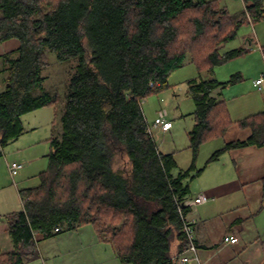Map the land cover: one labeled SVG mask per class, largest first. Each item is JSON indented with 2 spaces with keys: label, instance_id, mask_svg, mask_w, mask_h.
<instances>
[{
  "label": "trees",
  "instance_id": "1",
  "mask_svg": "<svg viewBox=\"0 0 264 264\" xmlns=\"http://www.w3.org/2000/svg\"><path fill=\"white\" fill-rule=\"evenodd\" d=\"M243 3V13L233 18L216 0H0V42L19 41L1 56L0 154L24 132V114L53 107L57 115L39 183L19 189L22 210L6 216L13 248L0 254V264L35 259L33 231L48 236L55 227L84 224L121 264H178L176 255L187 245L178 203L202 169H194L198 148L233 122L211 92L242 79L236 73L216 80L213 69L249 51L222 50L241 24L264 20V0ZM47 50L57 61L78 58L63 98L42 91ZM187 56L206 68L207 77L187 80L194 103L187 132L193 161L173 175V154L156 148L147 134L141 101L167 88L168 75ZM235 122L249 127L250 137L226 143L206 162L231 147L264 146V110Z\"/></svg>",
  "mask_w": 264,
  "mask_h": 264
},
{
  "label": "crops",
  "instance_id": "2",
  "mask_svg": "<svg viewBox=\"0 0 264 264\" xmlns=\"http://www.w3.org/2000/svg\"><path fill=\"white\" fill-rule=\"evenodd\" d=\"M245 41L252 44L253 39L247 38ZM260 45L257 46L262 53ZM18 46L19 41L15 38L0 42V89L3 87L2 79L5 76L1 56L16 50ZM215 79L224 82L229 78ZM256 79H253L252 87L258 91L264 90V79L261 80L260 87L254 83ZM234 85L238 84H226L211 92L217 100H223V108L233 122L225 129L223 135L218 137L220 142L215 146L211 145L209 150L212 152H208L209 155L205 159H198V151L194 161L192 155L194 169H202L188 181V195L203 192L210 199L205 203L193 205L186 214L188 219L193 220L194 242L199 259L198 262L192 260L188 264H264V146L246 144L231 147L222 152L216 160L206 162L215 150L226 143L246 141L250 137L251 129L240 127L235 121L264 110V92L252 98H245L240 92H232L226 96L224 90ZM51 115L52 120L56 119L53 107ZM173 158L176 162V167L171 170L173 175L188 169L192 163L191 161L186 168L177 169L178 163L174 154ZM191 173L193 174V170ZM20 210L22 203L19 210L9 213ZM9 213L4 215V221H1L0 215V254L13 248L6 223ZM225 235L234 236L237 241L224 242L222 238ZM33 239L37 257L26 264H121L111 247L97 239L93 227L89 224L70 229L62 227L59 232L52 230L48 236L33 231ZM178 243L176 239L172 242L173 250Z\"/></svg>",
  "mask_w": 264,
  "mask_h": 264
},
{
  "label": "rangeland",
  "instance_id": "3",
  "mask_svg": "<svg viewBox=\"0 0 264 264\" xmlns=\"http://www.w3.org/2000/svg\"><path fill=\"white\" fill-rule=\"evenodd\" d=\"M220 6H225L231 17H238L243 13V0H216ZM252 38V44L245 40ZM259 40V41H258ZM258 44L264 46V20L255 23H243L239 26L236 36L228 41L222 50L245 46L249 49L243 55L231 59L221 65L214 67L213 76L218 79L229 78L232 74H241L242 79L224 90L228 96L235 92L244 94L245 98H252L261 94L252 87V81L261 77L264 79V55L258 49ZM260 45V47H261ZM49 64L41 70L44 77L42 82V91L50 95L58 94L63 98L68 89V82L71 75L76 71L78 58H71L66 61H57L55 54L46 51ZM207 77L206 68L199 69L196 64L189 60V56L183 62V65L173 70L167 77L169 86L158 92H153L141 101V108L147 123H151L160 107L167 109L172 127L168 132L153 130L152 137L157 147L162 152H173L178 163L177 169L186 168L192 161V151L188 141V130L192 127L193 116L190 114L194 109V103L191 97L186 94L187 80ZM264 87V84H262ZM40 90H34L39 93ZM228 102V101H227ZM59 106V105H58ZM51 107H44L29 112L22 116V123L26 131L16 140L7 142L2 146L0 154V215L1 221H4V215L11 211L21 208L18 190L35 186L38 184V173L46 168L47 154L50 151L48 137L51 134ZM55 120V118H54ZM57 121V116H56ZM55 131L60 128L58 122H55ZM220 142L219 138H212L203 142L199 146L198 159H205L212 150H209ZM212 145V146H211ZM209 152V154H207ZM18 161L23 163V168L14 178L11 179L7 162ZM120 158L114 167L120 164ZM195 182V181H194ZM90 225V224H89ZM91 226V225H90Z\"/></svg>",
  "mask_w": 264,
  "mask_h": 264
},
{
  "label": "built area",
  "instance_id": "4",
  "mask_svg": "<svg viewBox=\"0 0 264 264\" xmlns=\"http://www.w3.org/2000/svg\"><path fill=\"white\" fill-rule=\"evenodd\" d=\"M261 80L262 78L259 77L254 81V83L258 87H260ZM168 116H169L168 111L165 108L160 107L157 110L156 116L153 119V121L151 123H147L146 121L147 134L152 137L153 130H160L162 132H166L170 130L172 127V122ZM6 165H7L8 173L14 182V178L19 173V171L23 168V163L18 162V161H11V162H7ZM209 199L210 197L207 194L203 192H198L193 195H189L185 197L182 201L178 203V211L180 212L182 216L181 217L182 218V231L185 235V238L187 239L186 247L176 255V257L179 259L178 264H188L192 260L197 261V262L199 261L198 255H197V247L194 242L193 220L188 219L186 215L182 214V208L183 207L190 208L193 205L205 203ZM53 231L55 232L59 231V227H55ZM222 239L224 242H228V243H235L237 241L236 237L230 236V235H225L223 236Z\"/></svg>",
  "mask_w": 264,
  "mask_h": 264
},
{
  "label": "bare ground",
  "instance_id": "5",
  "mask_svg": "<svg viewBox=\"0 0 264 264\" xmlns=\"http://www.w3.org/2000/svg\"><path fill=\"white\" fill-rule=\"evenodd\" d=\"M167 110V109H166ZM153 138V137H152ZM155 143V142H154ZM156 145V144H155ZM156 148H158V147H156Z\"/></svg>",
  "mask_w": 264,
  "mask_h": 264
}]
</instances>
